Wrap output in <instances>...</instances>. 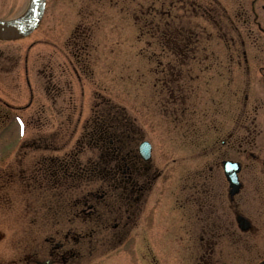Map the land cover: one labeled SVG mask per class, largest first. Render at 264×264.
Here are the masks:
<instances>
[{
	"label": "flooded vegetation",
	"instance_id": "flooded-vegetation-1",
	"mask_svg": "<svg viewBox=\"0 0 264 264\" xmlns=\"http://www.w3.org/2000/svg\"><path fill=\"white\" fill-rule=\"evenodd\" d=\"M63 1L74 2V13L79 14L71 32L60 43V48L65 43V49H61L64 62L54 66L44 59L41 65L40 75L48 95L60 97L73 87V78L82 84L93 81L91 60L95 50L98 54L99 49H104L98 34L101 23L109 21L105 14L109 11L103 8L114 3L115 7L121 5L122 13H136L142 52L151 51L148 60L152 63L153 88L158 97L166 95L169 113L196 125L197 108L192 112L189 109L192 96L198 98L197 135L201 136L187 139L190 142L182 158L184 168L176 171L182 179L180 185L174 178L170 185L156 188L162 171L154 164V143L149 140L150 159H144L140 149L144 133L126 115L122 117L123 125L122 118H118L117 125L121 126L108 129L109 124L102 121L108 117L111 102L96 88L92 115L81 123L78 114L83 105L78 108L70 91L65 108L60 109L65 118L54 126L47 122L39 126L58 130L83 126L81 138L74 141L75 134L62 138L60 153L48 155L59 158L65 169L59 197L62 207L46 218L28 217L29 227L36 228H29V235L18 240L11 239L12 255L8 262L1 259L0 264H83L100 248L106 247L109 252L121 246L133 231L143 238L147 232L144 218L151 214L155 216L152 221L171 225L172 219L180 227L177 233L187 242L185 264L262 262L264 0ZM127 3L134 4V9H126ZM93 13L102 14L94 20ZM145 34L151 41L145 42ZM101 35L106 38L103 32ZM5 59L15 60L9 53ZM23 59L30 89L27 56ZM81 94L84 98L85 90ZM32 104L31 89L27 106H12L0 96V121L7 116L2 117L3 109L25 111ZM41 106L45 108V104ZM224 127L228 131L223 137ZM93 129L99 130V136ZM208 129L213 131L211 138ZM38 146L37 139L28 143L17 156L14 172L0 184V189L2 185H17L24 190V210L28 213L30 152ZM85 149L91 154L84 166L83 161L78 164L77 157ZM236 167L237 185H232L227 175ZM86 168L91 174L79 183V170ZM49 228L50 235H43ZM259 242L263 244L256 246ZM250 252L255 254L246 256Z\"/></svg>",
	"mask_w": 264,
	"mask_h": 264
},
{
	"label": "rangeland",
	"instance_id": "rangeland-1",
	"mask_svg": "<svg viewBox=\"0 0 264 264\" xmlns=\"http://www.w3.org/2000/svg\"><path fill=\"white\" fill-rule=\"evenodd\" d=\"M30 1L0 0V19L21 17L29 10ZM115 6L114 3H111L105 8L101 7V9L109 11V13H105L109 21L101 23L103 26L100 31L95 30V34L99 31L100 39L98 40L102 41L101 45L104 47V49H99L98 54L95 50V56L91 60L95 78L88 83L85 81V84L76 82L73 78L71 80L73 87L64 91L60 97L55 98L45 92L40 68L44 59L50 61L54 66L64 62V50L61 49H65V43L61 45V48L60 43L69 35L75 20L78 19L79 13H74L77 7L74 2L63 0L47 2L48 13H45L41 25L33 33L22 39L0 40V96L13 106H27L30 100V89L33 94V104L28 110H2L4 111L1 114L2 117L7 116L5 120L0 121V184L4 178H9L15 170L17 149H19L21 141L36 133V130L27 129L19 122H25L27 118L34 115L41 116L40 113H42V121L45 120L51 125L59 123L65 118V114L60 113V109L65 108L70 91H72L78 108L83 105L81 115H79L80 122L85 123L92 115V107L96 102L93 89L96 88L109 96L111 106L126 113L134 127H139L144 133L145 139L154 143V164L162 171L155 187H166L174 178L180 185L182 179L177 177L178 172L176 173V171L184 168L185 163L182 158L184 159L185 154L188 153L187 147L190 142L187 139L201 136L197 135L199 126L198 98L192 96L191 109H189V112H192L197 108L194 116L196 125H191L188 121H182L177 118V115L169 113L166 95L158 97L159 93L156 94L154 91L156 88H153L152 63L148 60L151 51L146 50L145 54L142 52V46L138 41V39L140 40V28L136 22V13H122L121 5L120 7ZM128 8L133 10L134 4L127 3L126 9ZM101 14L93 13L94 20H97ZM118 24H120V28ZM102 32L106 36L105 39H102ZM143 37L145 42L151 41L149 34H145ZM58 48L60 49L58 50ZM8 53L15 59L14 62L5 59ZM26 56L30 89L24 74L23 58ZM7 68L9 69L6 70ZM82 85L84 87H81ZM191 89H193L192 86ZM82 90H85L84 98H82ZM43 104H45V108L41 106ZM15 113L20 114L15 115ZM8 117L12 122L10 125H6V122L9 121ZM43 131L50 133L53 130L43 129ZM67 131H71V128ZM221 131L224 137L228 129L224 127ZM83 133V126L79 124L75 136H73L74 141L81 138ZM207 135L210 138L213 137V131L208 129ZM90 154V151L85 149L79 158L85 164ZM23 199L24 190L22 188L17 185L4 186L3 188L2 185L0 191V232L3 234V239L0 241V260L3 259L5 262H8L12 255L13 240L29 235V228L31 231L36 228V226L29 227L28 217L43 218L38 213L32 215L27 210L25 211L26 203ZM31 201L41 204V201ZM153 217L155 216L151 214L144 218L143 224H145L147 232L143 233V238L136 235L138 232L133 231L132 237L121 246L114 247L109 252L106 251V247L100 248L90 255L83 264H185L186 252L184 251L187 249V242L182 239L183 235L177 233L180 227L176 225L175 220L170 219L171 225H168L165 221H152ZM50 231L49 228L43 235H50ZM262 244L263 242H259L256 246ZM250 254L254 255L255 253L250 252L246 256H250ZM254 260L256 261L257 258L254 257ZM240 264L248 263L242 261ZM249 264H254V262Z\"/></svg>",
	"mask_w": 264,
	"mask_h": 264
},
{
	"label": "trees",
	"instance_id": "trees-1",
	"mask_svg": "<svg viewBox=\"0 0 264 264\" xmlns=\"http://www.w3.org/2000/svg\"><path fill=\"white\" fill-rule=\"evenodd\" d=\"M108 112V117L102 121H105L109 124V126L107 127L108 129H115L118 128V126L124 124V119L122 118V116H120V112H117L116 109L114 110L113 108H110ZM37 118L41 119V116ZM118 118H122L121 125H117L120 124ZM96 131L99 130L95 129L93 133L96 134ZM50 132L51 133L49 134L41 131V129L36 130L34 139H37L39 146L36 149L31 150L30 152L31 168L29 171V176L26 179L27 182H29L28 184L30 200L41 201V204L40 202L36 201L31 202V214L36 215L38 213V215H42L43 218H46L51 213L59 211L61 209L62 206H60L59 197L61 196L60 190H62L63 181L65 180V169L61 164L62 161L59 158L53 159L54 157H51V155L48 156L50 153L54 155L60 153L62 138L65 137V134H63V132L61 133L60 130H53ZM96 136L99 135L96 134ZM31 147L34 148L33 146ZM80 155L81 152L77 157L78 164H80L81 162L79 158ZM86 164H88V162H86L84 166ZM90 174L91 172L87 168L85 170H79L77 181L79 183L83 182L84 180L89 178Z\"/></svg>",
	"mask_w": 264,
	"mask_h": 264
},
{
	"label": "water",
	"instance_id": "water-1",
	"mask_svg": "<svg viewBox=\"0 0 264 264\" xmlns=\"http://www.w3.org/2000/svg\"><path fill=\"white\" fill-rule=\"evenodd\" d=\"M46 0H31L28 12L17 19L0 20V38L1 39H16L31 33L40 23ZM145 146L146 143L144 144ZM144 153L147 150H143ZM145 157H149L148 152ZM264 264V261L261 263Z\"/></svg>",
	"mask_w": 264,
	"mask_h": 264
},
{
	"label": "bare ground",
	"instance_id": "bare-ground-1",
	"mask_svg": "<svg viewBox=\"0 0 264 264\" xmlns=\"http://www.w3.org/2000/svg\"><path fill=\"white\" fill-rule=\"evenodd\" d=\"M30 4H31V1H30Z\"/></svg>",
	"mask_w": 264,
	"mask_h": 264
}]
</instances>
